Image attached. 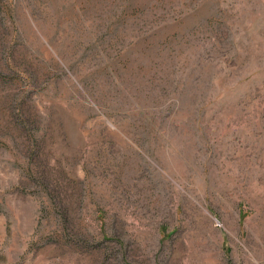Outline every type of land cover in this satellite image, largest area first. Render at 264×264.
<instances>
[{"label": "rangeland", "instance_id": "obj_1", "mask_svg": "<svg viewBox=\"0 0 264 264\" xmlns=\"http://www.w3.org/2000/svg\"><path fill=\"white\" fill-rule=\"evenodd\" d=\"M0 264H264V0H0Z\"/></svg>", "mask_w": 264, "mask_h": 264}]
</instances>
